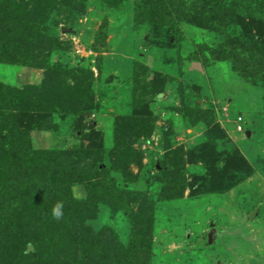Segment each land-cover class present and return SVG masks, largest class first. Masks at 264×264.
<instances>
[{
    "label": "rangeland",
    "instance_id": "obj_1",
    "mask_svg": "<svg viewBox=\"0 0 264 264\" xmlns=\"http://www.w3.org/2000/svg\"><path fill=\"white\" fill-rule=\"evenodd\" d=\"M196 1L3 6L4 19L23 17L32 36L60 46L39 63L78 90L74 109L26 128L31 149L62 154L75 201L96 195L74 224L82 251L63 264H264V93L226 58L232 46L245 71L264 74V0H221L225 34L193 25ZM13 49L0 38V85H40L44 69ZM136 216L146 231L128 254Z\"/></svg>",
    "mask_w": 264,
    "mask_h": 264
},
{
    "label": "trees",
    "instance_id": "obj_2",
    "mask_svg": "<svg viewBox=\"0 0 264 264\" xmlns=\"http://www.w3.org/2000/svg\"><path fill=\"white\" fill-rule=\"evenodd\" d=\"M11 1L0 0V38L4 37L14 48L12 57H17L22 48L24 51L21 50L23 53L19 59L30 56L38 64L29 65L44 69L45 73L38 86L15 88L0 85V263L63 264L71 253L75 256L82 251L85 242L74 224L75 221L80 223L90 209H95L96 195L92 192L85 201H75L70 194L75 174L61 162L64 159L62 154L31 149L26 128L28 123H35L36 117L42 121L52 113L62 112L66 108L65 103L74 109L71 97L78 90L69 84L66 71L50 69L39 63L40 60L47 64L44 55L59 49V45L50 40L45 43L40 37L32 36L31 25L28 26L27 21L25 24L21 22L23 17L20 19L15 15L12 21L9 17L3 18V6ZM196 3L199 7L191 10V15L200 17L201 22L194 23V26L227 33V28L215 14L221 0H198ZM15 38L17 41L12 43ZM258 44L255 40L254 45L249 42L247 54L254 52ZM226 45H230L228 38ZM229 47L226 58L232 63L234 72L246 80L253 75V81L260 83L264 93V74L245 71L238 60V53ZM240 54L244 53L240 51ZM11 59L7 62L19 61ZM80 98L78 100L82 102ZM57 202L63 205V215L59 219L52 215ZM139 220L136 216L132 249L124 250L125 253L137 251L141 243L146 230L141 228ZM26 242L32 244V252L27 256L22 255V246ZM119 264H128V261L122 260Z\"/></svg>",
    "mask_w": 264,
    "mask_h": 264
},
{
    "label": "clouds",
    "instance_id": "obj_3",
    "mask_svg": "<svg viewBox=\"0 0 264 264\" xmlns=\"http://www.w3.org/2000/svg\"><path fill=\"white\" fill-rule=\"evenodd\" d=\"M62 207H63L62 202H57L52 208V215L55 218L59 219L63 215Z\"/></svg>",
    "mask_w": 264,
    "mask_h": 264
},
{
    "label": "built area",
    "instance_id": "obj_4",
    "mask_svg": "<svg viewBox=\"0 0 264 264\" xmlns=\"http://www.w3.org/2000/svg\"><path fill=\"white\" fill-rule=\"evenodd\" d=\"M243 118L242 117H238L237 118V122H236V130L238 131V132H241V131H243Z\"/></svg>",
    "mask_w": 264,
    "mask_h": 264
}]
</instances>
